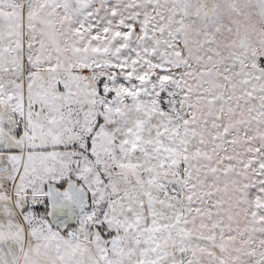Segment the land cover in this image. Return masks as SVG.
Segmentation results:
<instances>
[{"label": "snow or ice", "instance_id": "6c2138e0", "mask_svg": "<svg viewBox=\"0 0 264 264\" xmlns=\"http://www.w3.org/2000/svg\"><path fill=\"white\" fill-rule=\"evenodd\" d=\"M0 264H264V0H0Z\"/></svg>", "mask_w": 264, "mask_h": 264}]
</instances>
